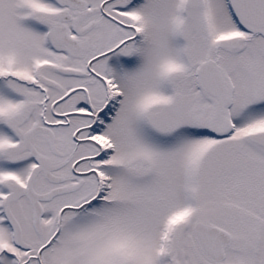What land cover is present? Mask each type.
<instances>
[{
    "label": "snow or ice",
    "instance_id": "obj_1",
    "mask_svg": "<svg viewBox=\"0 0 264 264\" xmlns=\"http://www.w3.org/2000/svg\"><path fill=\"white\" fill-rule=\"evenodd\" d=\"M0 264H264V0H0Z\"/></svg>",
    "mask_w": 264,
    "mask_h": 264
}]
</instances>
